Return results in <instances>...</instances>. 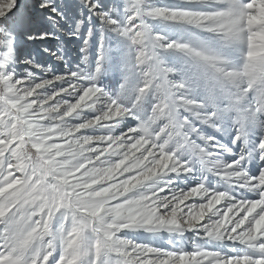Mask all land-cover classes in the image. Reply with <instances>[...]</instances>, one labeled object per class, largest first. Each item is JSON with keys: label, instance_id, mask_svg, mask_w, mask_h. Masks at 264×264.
Returning <instances> with one entry per match:
<instances>
[{"label": "snow or ice", "instance_id": "1", "mask_svg": "<svg viewBox=\"0 0 264 264\" xmlns=\"http://www.w3.org/2000/svg\"><path fill=\"white\" fill-rule=\"evenodd\" d=\"M0 264H264V0H0Z\"/></svg>", "mask_w": 264, "mask_h": 264}, {"label": "rangeland", "instance_id": "2", "mask_svg": "<svg viewBox=\"0 0 264 264\" xmlns=\"http://www.w3.org/2000/svg\"><path fill=\"white\" fill-rule=\"evenodd\" d=\"M158 3L170 4L176 3L177 0H157ZM54 6H59L63 9L64 0H53ZM47 12V10H45ZM88 16L86 9L79 10V16L77 18H85ZM86 24L90 26L91 29L98 31V22L95 18L86 20ZM49 31L54 32V35L48 37L44 41H35V42H25L22 45V54L20 60L23 61L26 57L31 55L35 57L39 63L44 64L45 71H66L67 68H74L76 65L82 62L84 56V40L87 39L89 35H94V32H90L85 28H79L74 25L71 19L67 17L60 19L57 18L56 22L50 23L47 25ZM111 43V41H110ZM50 48L53 53L57 55L63 54L64 59H57L56 56H50L44 49ZM87 55L90 61H94L97 56V47L93 42H89L87 45ZM166 59L174 60L176 59L175 54H169ZM24 67H28L24 65ZM117 77L113 73L109 72L101 76V83L111 87L116 83ZM217 136H220V133H215ZM224 142H227L229 137L225 135L223 137ZM228 157L225 156V159ZM215 182V181H214Z\"/></svg>", "mask_w": 264, "mask_h": 264}]
</instances>
